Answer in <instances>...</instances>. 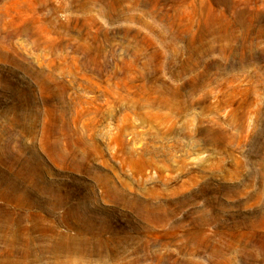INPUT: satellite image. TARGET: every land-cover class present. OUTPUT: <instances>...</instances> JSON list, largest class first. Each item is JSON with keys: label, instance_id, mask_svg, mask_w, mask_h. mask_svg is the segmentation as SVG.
<instances>
[{"label": "rangeland", "instance_id": "obj_1", "mask_svg": "<svg viewBox=\"0 0 264 264\" xmlns=\"http://www.w3.org/2000/svg\"><path fill=\"white\" fill-rule=\"evenodd\" d=\"M45 1L0 0V219L37 254L9 256L2 227L0 264H264L263 55L197 34L207 5L249 23L264 0ZM178 10L192 33L166 26Z\"/></svg>", "mask_w": 264, "mask_h": 264}, {"label": "bare ground", "instance_id": "obj_2", "mask_svg": "<svg viewBox=\"0 0 264 264\" xmlns=\"http://www.w3.org/2000/svg\"><path fill=\"white\" fill-rule=\"evenodd\" d=\"M15 1V0H14ZM71 1V0H70ZM78 1V0H77ZM97 1H99V0H97ZM104 1H106V0H104ZM210 1V0H209ZM256 0H254V2H255ZM258 1V0H257ZM45 0H16V3L19 5V7H17V11L18 12H29V13H37V10H38V8H42L43 6H44V4H45ZM86 2H88V0H86ZM107 2V1H106ZM133 4H135V5H140L141 3H142V0H133ZM144 2V1H143ZM180 2V1H179ZM194 2H196L195 0H194ZM203 2V1H202ZM251 2H253V0H237V1H232V3H231V6H233L234 8H237L238 6L240 7V5H249ZM15 3V2H14ZM74 3V2H73ZM80 3V2H79ZM96 3V2H95ZM94 3V4H95ZM105 3V2H104ZM103 3V4H104ZM117 0H108V2H107V5H108V11L109 12H113V11H117V8L119 9V7H117ZM148 3V2H147ZM191 3V2H190ZM83 4H84V2H83ZM158 4V3H157ZM206 4H209V3H206ZM216 4V3H215ZM256 4V3H255ZM16 5V4H15ZM23 5V6H22ZM192 5H193V3H192ZM197 5V4H196ZM253 5V4H252ZM85 6V5H84ZM155 4L154 5H151L150 4V8H152V12L153 13H155ZM203 6V5H202ZM217 6V5H216ZM53 7H56V6H53ZM79 7H81V3H80V6ZM106 7V6H105ZM104 7V8H105ZM157 7H158V5H157ZM156 7V8H157ZM178 7H180V6H178ZM190 7H191V5H190ZM228 7V6H227ZM245 7V6H244ZM182 8V7H181ZM204 8V7H203ZM206 8V7H205ZM216 8V7H215ZM220 8V7H219ZM246 8V7H245ZM58 9V8H57ZM61 9V8H60ZM180 9V8H179ZM182 9H184V8H182ZM194 9V8H193ZM198 9V8H197ZM202 9V8H201ZM244 8H241V9H237L236 11H235V13H236V18H232L233 19V21H232V19L230 20V19H228V17L226 16V13H223L222 11H218V10H215L214 8H213V6L211 5V4H209V5H207V8H206V12H205V17L203 16L201 19H202V21L200 22V23H197V24H199V26H200V28H199V33H197V31H196V33L198 34V36H199V39H204L207 35L210 37L211 35L213 36V38L217 41V42H219V41H221V42H223L222 44H221V46H220V50H221V52H222V54L224 53V55L226 56V54L228 55L229 53H231V51H232V49L233 48H231L232 46H233V43H239V44H237V45H239L240 46V48H241V52H240V56L239 57H241V58H245L246 57V51L249 49L250 50V54H251V56L255 59V60H259V57H260V55H263V59H262V61L264 62V13H261L260 12V10L259 9H256L254 12H253V14H252V18H250L251 20H250V22L249 23H246L244 20H243V17H246V16H244L245 14L247 15V13H246V11L245 10H243ZM107 10V9H106ZM105 10V11H106ZM198 10H200V9H198ZM198 10H194L195 11V13H199V14H202L203 12H198ZM220 10V9H219ZM226 10V9H225ZM230 10V9H229ZM231 10H232V8H231ZM230 10V11H231ZM234 10V9H233ZM203 11V10H202ZM118 13H119V11H117ZM225 12V11H224ZM227 12V11H226ZM233 12V11H232ZM231 12V13H232ZM156 13H157V10H156ZM155 13V14H156ZM164 13H166V12H164ZM164 13H162V14H164ZM169 13V12H168ZM176 13H177V11H176ZM184 13H186V12H184ZM188 13H190V12H188ZM187 13V14H188ZM192 14H193V12H191ZM190 13V14H191ZM230 13V14H231ZM159 14V13H158ZM157 14V15H158ZM167 14V13H166ZM170 14V13H169ZM169 14H167V16L169 17L168 18V20H167V22H166V26H168L169 27V30H171V31H175L177 28L179 29V27L181 28V26H183L184 27V31L185 30H190V28H191V26H192V24H182V20L185 18L184 17V15L182 14V11H179L178 10V13L177 14H174L175 16H171V15H169ZM186 14V15H187ZM112 15H113V13H112ZM156 15V16H157ZM196 15V14H195ZM195 15H193V16H195ZM114 16H115V14H114ZM190 16V15H189ZM198 16H200V15H198ZM197 16V19H199V17ZM188 17V16H187ZM235 17V16H234ZM251 17V16H250ZM166 18V17H165ZM192 17H190V22H191V19ZM194 19L196 18V16L195 17H193ZM162 20H164V18L162 19ZM180 20V21H179ZM185 20H186V18H185ZM184 20V21H185ZM188 20V19H187ZM194 21V20H193ZM248 21V20H247ZM164 22H165V20H164ZM186 22V21H185ZM184 22V23H185ZM16 23V19H12V20H10L9 22H6V21H3V19H1L0 20V25H3V26H5L6 28H5V30H4V35H1V33H0V37H1V39H0V46L3 48V46H7L8 47V49H9V47L11 46L9 43H8V45H10V46H8V45H6V40L7 39H9L10 40V38H13L15 35H16V33L13 31V30H11V29H8V27L7 26H14V24ZM195 23V22H194ZM255 23V24H254ZM196 24V25H197ZM193 27V26H192ZM196 28V27H195ZM193 29H194V27H193ZM1 30V29H0ZM169 30H168V33H170L169 32ZM24 34H28L29 35V37H30V39H31V42L33 43V44H38L39 42H40V37H39V35L37 36V35H35V34H33V32H32V35H31V30H30V27L29 26H26L25 28H23L22 30H21ZM183 31V32H184ZM188 31H187V33H188ZM191 31V30H190ZM189 31V32H190ZM172 32V33H173ZM179 32V31H178ZM182 31H180V33H181ZM190 33H192V32H190ZM162 34H164V33H162ZM166 35V34H165ZM177 37H179V35L178 34H175ZM174 35V36H175ZM186 35V34H185ZM188 35V34H187ZM173 36V37H174ZM181 36H182V34H181ZM180 36V37H181ZM189 36V35H188ZM198 36H197V38H198ZM172 37V38H173ZM191 37V36H190ZM190 37H188V38H190ZM194 37V36H193ZM192 37V38H193ZM15 38V37H14ZM187 38V37H186ZM191 38V39H192ZM195 38V37H194ZM207 38V37H206ZM171 39V38H170ZM182 39V38H181ZM180 39V40H181ZM212 39V38H211ZM167 40V39H166ZM172 40V39H171ZM189 40V39H188ZM195 40H197L196 38H195ZM8 41V40H7ZM194 40H192L191 42H193ZM198 41V40H197ZM10 42V41H9ZM12 42V41H11ZM167 42V41H166ZM186 42V41H185ZM202 42V41H201ZM226 42H227V45H226ZM187 43V42H186ZM208 43V42H207ZM213 43H214V41H213ZM51 44V42L49 43V45ZM190 44V43H189ZM219 44V43H218ZM173 45V44H172ZM214 46H215V43L213 44ZM220 45V44H219ZM169 46V45H168ZM171 46V45H170ZM190 46V45H189ZM235 46V45H234ZM233 46V47H234ZM0 47V48H1ZM188 47V46H187ZM200 47V46H199ZM192 48V47H191ZM208 48V47H207ZM207 48H206V50H207ZM236 48V47H235ZM7 49V50H8ZM81 49V48H80ZM189 49V48H188ZM209 49V48H208ZM218 49V50H219ZM236 49H238V47L236 48ZM235 49V50H236ZM205 50V51H206ZM240 50V49H239ZM10 51V50H9ZM9 51H7V52H9ZM199 51H202V50H199ZM191 52V51H190ZM196 52V51H195ZM238 52V51H237ZM137 53H139V52H137ZM181 53H182V51H181ZM192 53V52H191ZM235 53H236V51H235ZM234 52L232 53V54H235ZM12 54V53H11ZM179 54V53H178ZM194 54V53H193ZM196 54V53H195ZM27 55V54H26ZM155 55V54H154ZM153 55V56H154ZM180 55V54H179ZM235 55H237V54H235ZM238 55H239V53H238ZM25 56V55H24ZM87 56V55H86ZM88 56H89V54H88ZM135 56H136V54H135ZM5 58V57H4ZM14 58V57H13ZM92 58V57H91ZM136 58H137V56H136ZM87 59V58H86ZM12 60V59H11ZM16 60V59H15ZM196 62V61H195ZM186 64V63H185ZM207 65V64H206ZM257 70H258V80H259V82L262 84V86L264 87V64L263 65H257ZM132 79H130L129 81H131ZM43 88H44V86H43ZM62 96V95H61ZM152 97V96H151ZM150 97V98H151ZM155 99V98H154ZM56 158V157H55ZM58 162V161H57ZM102 183V182H101ZM111 186V185H110ZM108 187V186H107ZM109 188V187H108ZM113 189H114V187H113ZM104 191V190H103ZM103 191H102V193H103ZM108 191H110V188L108 189ZM14 192V191H13ZM109 192H107V194H108ZM112 196V195H111ZM114 197V196H113ZM74 207V206H73ZM78 207V206H77ZM1 211V210H0ZM11 212H12V210H10ZM9 211V212H10ZM1 212H3V211H1ZM74 212H77V211H73V213ZM41 213V212H40ZM26 214V213H25ZM72 217V216H71ZM1 218V217H0ZM87 218V217H86ZM24 219V218H23ZM45 219V218H44ZM43 219V220H44ZM4 220V221H3ZM3 220L2 219H0V222L2 223V224H4V225H1L0 224V228H10V233L11 234H9V235H12L11 236V238L9 237L6 241H8V243H7V245L8 246H5V247H7V249H5L4 251L6 252V253H8L9 254V256H10V253L11 254H13L14 255V253H15V250L16 249H18L17 247V245H16V242H18V241H20L21 242V245H24V248H23V250L25 251V255H24V257H30V256H32V255H34L35 253V250H34V246H32L31 245V243H30V240L28 239H25V238H22V237H20L19 236V233L18 232H25V234H27L26 233V228H21L20 226H21V223H19V222H15L14 220H13V218H12V216H11V214H8V215H6L5 216V218H3ZM21 220V219H20ZM19 220V221H20ZM83 220V219H82ZM42 221V220H41ZM40 221V222H41ZM24 223V222H23ZM34 223V222H33ZM79 224H80V222H79ZM35 225V224H34ZM36 226H37V224H36ZM2 228V229H3ZM5 228V229H6ZM31 228V227H30ZM12 229V230H11ZM29 229V228H28ZM38 229V228H37ZM58 230V229H57ZM1 231V230H0ZM4 231V230H3ZM12 231V232H11ZM38 231V230H37ZM1 234V233H0ZM4 233H2V235H3ZM5 234H8V233H5ZM4 234V235H5ZM22 234V233H21ZM24 234V233H23ZM31 234V233H30ZM58 234V233H57ZM81 234V233H80ZM83 234V233H82ZM2 235H0V236H2ZM3 235V236H4ZM9 235H6V236H9ZM38 235H40V234H38ZM56 235V234H55ZM54 235V236H55ZM63 235V234H62ZM27 236H28V234H27ZM67 236V235H66ZM83 236V235H82ZM29 237H30V235H29ZM38 237V236H37ZM85 237V236H84ZM5 238V237H4ZM27 238V237H26ZM32 238V237H31ZM44 238V237H43ZM59 239L61 238V235H60V237H58ZM74 238H76V237H74ZM78 238V237H77ZM81 238V237H80ZM79 238V239H80ZM99 238V237H98ZM3 239V238H2ZM24 239V240H23ZM55 239V238H54ZM57 239V238H56ZM72 239V238H71ZM78 239V240H79ZM83 239V238H82ZM91 239V238H90ZM100 240H101V238H99ZM32 240V239H31ZM43 240V239H42ZM58 240V239H57ZM61 240H62V238H61ZM61 240H58L57 241V245H56V247H54L53 246V248L55 249V250H62V248H65V250H67V248L68 249H72V250H76V251H80L81 250V248H83L82 246H74V247H72V242H71V240L70 239H66V241L65 242H62ZM88 240H89V238H88ZM87 239H86V241H88ZM92 240V239H91ZM3 241V240H2ZM34 241H35V243H36V239H34ZM93 241V240H92ZM91 241V242H92ZM95 241V240H94ZM109 241V240H108ZM4 242V241H3ZM20 242H18L17 244H19ZM23 242V243H22ZM33 242V241H32ZM38 242H40V241H38ZM53 242H55V244H56V241H52V243ZM78 242V241H77ZM83 242H84V240H83ZM83 242H81V243H83ZM4 243H6V242H4ZM51 243V244H52ZM79 243H80V241H79ZM102 243V242H101ZM55 244H53V245H55ZM77 244V243H76ZM85 244V243H84ZM88 244V243H87ZM104 244H105V242H104ZM107 244V248H109L110 247V243L108 242V243H106ZM109 244V245H108ZM43 245V244H42ZM48 245H50L49 243H48ZM91 245H92V243H91ZM98 245V244H97ZM19 246H20V244H19ZM88 246V245H87ZM41 247V246H40ZM39 247V248H40ZM101 247L103 248V247H105L103 244L101 245ZM4 248V247H3ZM21 247L19 248V250L20 249H22ZM38 248V247H37ZM47 248H49V247H47ZM89 248H92V247H88V249ZM98 248V247H97ZM2 250V249H1ZM38 250V249H37ZM71 250V251H72ZM96 250V249H95ZM94 250V251H95ZM98 250H101L100 248L98 249ZM17 251V250H16ZM44 251V250H43ZM46 251V250H45ZM54 251V250H53ZM63 251V250H62ZM68 251V250H67ZM3 252V251H2ZM38 252H39V250H38ZM83 252V251H82ZM90 252V251H89ZM92 252V251H91ZM4 253V252H3ZM19 253V252H18ZM42 253V252H41ZM58 253H60V252H58ZM69 253H71V252H69ZM73 253V252H72ZM7 254V255H8ZM17 254V253H16ZM15 254V255H16ZM24 254V253H23ZM2 255V254H1ZM13 255H12V258H13ZM18 255V254H17ZM58 255V254H57ZM72 255V254H71ZM34 256H37V254L36 255H34ZM1 257V256H0ZM3 257V256H2ZM5 257H6V255H5ZM5 257H3V258H5ZM21 257V256H20ZM41 257H43V255L41 256ZM72 257V256H71ZM7 258H9V257H7ZM6 258V259H7ZM31 258H33V257H31ZM31 258H30V260H31ZM36 258H39V257H35V259ZM74 258V257H73ZM25 259V258H24ZM40 259V258H39ZM75 259V258H74ZM10 260V262H11V259H9ZM37 260V259H36ZM72 260V259H71ZM70 260V261H71ZM3 261V259L1 260V262ZM7 261V260H6ZM25 261H26V259H25ZM73 261V260H72ZM75 261V260H74ZM73 261V262H74ZM4 262V261H3ZM9 262V261H8ZM24 262V261H23ZM28 262V261H27ZM29 262H31V261H29ZM73 264V263H72ZM74 264H76L75 262H74Z\"/></svg>", "mask_w": 264, "mask_h": 264}]
</instances>
